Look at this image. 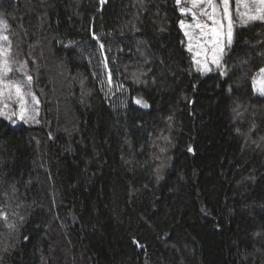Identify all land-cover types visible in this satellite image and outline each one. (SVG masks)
Returning a JSON list of instances; mask_svg holds the SVG:
<instances>
[{
  "label": "trees",
  "instance_id": "trees-1",
  "mask_svg": "<svg viewBox=\"0 0 264 264\" xmlns=\"http://www.w3.org/2000/svg\"><path fill=\"white\" fill-rule=\"evenodd\" d=\"M0 16L41 103L37 125L0 118V264H264V22L202 75L176 0Z\"/></svg>",
  "mask_w": 264,
  "mask_h": 264
},
{
  "label": "snow or ice",
  "instance_id": "snow-or-ice-1",
  "mask_svg": "<svg viewBox=\"0 0 264 264\" xmlns=\"http://www.w3.org/2000/svg\"><path fill=\"white\" fill-rule=\"evenodd\" d=\"M103 3V0H101ZM176 5L181 16H191L192 23L186 25L183 20L180 21V28L188 38L187 50L193 54V64L195 70L206 74L213 70L212 65L225 75L224 65L222 63L226 49L233 44V30L235 21L238 20L242 26H247L255 21L264 22V0H236L235 13L230 8V0H176ZM206 19H201V18ZM210 22V23H209ZM8 25L0 21V116L11 120L18 116L21 121L28 123L36 122L38 115L39 101L25 90V85L19 80L10 78V73L15 71H24L26 75V66L21 65L18 69H13L10 63L11 42L8 35H5ZM198 30V31H196ZM93 39H98L95 35ZM104 45L100 48L103 50ZM203 57V59H200ZM105 69L108 68L107 59L103 61ZM138 79V77H137ZM28 83H31V76L27 77ZM108 83L111 85V73H109ZM123 86L117 87L120 91ZM254 91L264 96V68L260 70L257 78L253 81ZM111 91V88L109 89ZM28 97H31L29 102ZM135 103L147 108V103L141 99H136ZM15 105V110L9 114L7 109ZM191 151V148H189ZM0 218L5 221L9 231H14L15 226L7 223V217L0 214Z\"/></svg>",
  "mask_w": 264,
  "mask_h": 264
},
{
  "label": "rangeland",
  "instance_id": "rangeland-1",
  "mask_svg": "<svg viewBox=\"0 0 264 264\" xmlns=\"http://www.w3.org/2000/svg\"><path fill=\"white\" fill-rule=\"evenodd\" d=\"M216 2H219V0H216ZM230 8H231V10L233 11V13H235L236 0H230ZM201 19H206V18H203V17H202ZM182 20L185 22L186 25L192 23V18H191L190 15L187 16V17L183 16V19H182ZM0 21H4V19L2 18V16H0ZM256 22H261V21H255V22H252V23H249V24H253V23H256ZM209 23H210V22H209ZM249 24H248V25H249ZM248 25H247V26H248ZM244 27H246V26H242V25L239 23V21L236 20V21H235V27H234V30H233V35H234V32H235V28H244ZM180 29H181V28H180ZM181 31H182V30H181ZM196 31H198V30H196ZM182 33H183V35H184V32H183V31H182ZM4 34L7 35V32L5 31ZM184 37H185V35H184ZM185 41H186V49H187V46H188V43H189L187 37H185ZM3 43H4L3 41H0V44H3ZM227 50H228V48H227L225 51H227ZM189 53H190V52H189ZM190 54H191V58H192V61H193V54H192V53H190ZM223 57H224V56H223ZM200 59H203V57H200ZM10 63H11V66L13 67V69H18V68H20L21 65H25V66H26V75H25V72H24V71H15V70H14L12 73H10V78L13 79V80H19V81H21V82L26 86V87H25V90L31 92V94L34 95V96L37 98V100L39 101V99H38V97H37V95H36V90H35V88L37 89V85H35V87H33V84H32V82H33L32 73H33L34 71H30V69H31L32 67H34L35 65L31 67V66L29 65L30 63H27V62H25V61L19 60V58H18V53H17L15 50H12V48H11V55H10ZM31 65H32V64H31ZM194 67L196 68L195 65H194ZM212 69H213V70L207 72L206 74H202L201 72H200V73H201L202 75H207V74H209V73H211V72L217 70V69L215 68L214 65H212ZM28 76H31V83H30V84L28 83V80H27V77H28ZM256 78H257V76H256ZM253 81H254V80H253ZM252 86H253V84H252ZM253 90H254V88H253ZM254 92H255L257 95H260L258 92H256V91H254ZM260 96H261V95H260ZM28 100H29V102H30V101H31V97H28ZM0 108H2V105H0ZM13 109H15V105H13L11 109H7V110H5V111H7L9 114H11V110H13ZM15 110L18 111V109H15ZM40 117H41V103H40V101H39L38 115L36 116V120L38 121V123H39V121H40ZM0 118L5 119L3 116H0ZM5 120L8 121L9 123H11L13 126H14V125H37V124H38V123H36V122H32V121H29L28 123H25L24 121H21V120L18 118V116H14V117H12L11 120H9V119H5Z\"/></svg>",
  "mask_w": 264,
  "mask_h": 264
}]
</instances>
